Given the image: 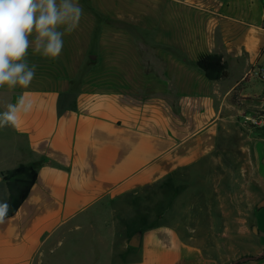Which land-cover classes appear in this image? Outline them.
<instances>
[{"label":"crops","instance_id":"crops-1","mask_svg":"<svg viewBox=\"0 0 264 264\" xmlns=\"http://www.w3.org/2000/svg\"><path fill=\"white\" fill-rule=\"evenodd\" d=\"M79 3L60 57L30 49V87L0 89L2 111L33 103L2 128L22 160L0 173L36 165L0 264H264V125L241 116L264 109V0ZM211 54L225 78L196 66Z\"/></svg>","mask_w":264,"mask_h":264},{"label":"clouds","instance_id":"clouds-1","mask_svg":"<svg viewBox=\"0 0 264 264\" xmlns=\"http://www.w3.org/2000/svg\"><path fill=\"white\" fill-rule=\"evenodd\" d=\"M85 13L79 0H0V89H27L36 76L29 50L56 60L64 37L79 27ZM32 101L20 95L0 112V128L19 127L20 114L32 110ZM11 205L0 201V224L6 223Z\"/></svg>","mask_w":264,"mask_h":264},{"label":"trees","instance_id":"trees-1","mask_svg":"<svg viewBox=\"0 0 264 264\" xmlns=\"http://www.w3.org/2000/svg\"><path fill=\"white\" fill-rule=\"evenodd\" d=\"M86 3V0H84ZM196 66L201 69L210 80H218L227 76L226 64L221 55L211 54L201 57ZM35 164H20L16 168L8 170L3 180L8 187V200L11 205L8 216L14 214L19 205L25 199L29 188L36 179Z\"/></svg>","mask_w":264,"mask_h":264},{"label":"rangeland","instance_id":"rangeland-1","mask_svg":"<svg viewBox=\"0 0 264 264\" xmlns=\"http://www.w3.org/2000/svg\"><path fill=\"white\" fill-rule=\"evenodd\" d=\"M255 69H258V71L260 73H262V75H263V76H261L260 73H259V75H253L256 79H258V81L256 83L257 84L256 88L258 90H261V89L264 88V69H263V67H260V66H258ZM263 98H264V93L260 94L258 97L257 96L252 97L253 100H258V101L262 100ZM0 112H2L1 108H0ZM241 116H242L244 124H248V127L261 128L264 125V109L263 108H258L257 110H255V111H253L252 113H249V114L242 113ZM246 118H250V119L254 120L256 122V124H255V122H251V121L246 120ZM249 123H251V125ZM2 130L3 129L0 128V165H1V163L8 164V163H11V162H18L19 160H22V157H20V159H19V158H12L11 156L7 155L6 150H5L6 146H7L6 143L4 144V147H1L2 146L1 143H4V139H2V138L5 136V134L2 133ZM7 171H4V172L0 173V178L3 179L4 175H5V173ZM167 184H169V183H167ZM177 190H180V188H177V183L173 182L172 192L174 194H176ZM7 192H8V188H7L6 182L5 181H1L0 182V201H6V199L8 198L7 197ZM170 194H171V192H170ZM181 200H182L181 198L179 200H176V199L174 200L175 201V207L181 208V206H182V201ZM132 210L133 209H131V212H132ZM131 212L128 211L126 213V215L123 216V218L124 217H126V218L123 219L122 222H121L122 218H119L116 222L119 223V224H125V225L126 224H130V225H132V219L131 218L133 216V213H131ZM90 246H92L90 241H88V240L83 241V243H82V249L83 250H87L89 252ZM77 253L80 254V255H84L85 254L84 251H77Z\"/></svg>","mask_w":264,"mask_h":264},{"label":"built area","instance_id":"built-area-1","mask_svg":"<svg viewBox=\"0 0 264 264\" xmlns=\"http://www.w3.org/2000/svg\"><path fill=\"white\" fill-rule=\"evenodd\" d=\"M259 71H258V69H254L253 71H252V75H259ZM260 75L261 76H263L262 75V73H260ZM246 120H248V121H251V122H255L254 120H252V119H250V118H246ZM250 125H251V123H249ZM255 124H256V122H255Z\"/></svg>","mask_w":264,"mask_h":264},{"label":"water","instance_id":"water-1","mask_svg":"<svg viewBox=\"0 0 264 264\" xmlns=\"http://www.w3.org/2000/svg\"><path fill=\"white\" fill-rule=\"evenodd\" d=\"M130 245L132 246H136L137 245V239L136 238H133L130 242Z\"/></svg>","mask_w":264,"mask_h":264}]
</instances>
